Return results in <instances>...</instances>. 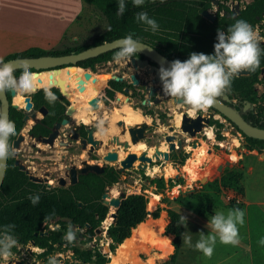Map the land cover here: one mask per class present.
I'll use <instances>...</instances> for the list:
<instances>
[{"label": "rangeland", "instance_id": "obj_1", "mask_svg": "<svg viewBox=\"0 0 264 264\" xmlns=\"http://www.w3.org/2000/svg\"><path fill=\"white\" fill-rule=\"evenodd\" d=\"M236 1L242 2V0ZM82 5L85 8L81 10L78 17L79 21H77L73 28L58 29L61 32L60 39L49 50H63L78 45H89L96 37L105 32L107 23L102 14L91 5L83 2ZM117 68L120 69V67ZM125 68L135 70L136 67L135 65L125 64ZM95 74L97 76L104 75V78L108 79L106 77L107 74L104 72L97 71ZM91 86L90 91L84 97H78L75 93V95L71 96V100H66V106L74 109L72 118L76 120L79 118L85 119L89 108L86 103L87 98L89 95H96L97 92H94V90L98 89L94 84ZM37 88L38 90L45 89V87L39 86ZM51 88L57 87L54 86L49 89ZM13 101L17 104L16 101H20V98L14 94L12 97V104L14 105ZM101 105L104 111H107L108 114L111 113L109 115H112L113 119H123L125 121L135 120L133 115H140L139 110H142L138 104L134 105L133 102L127 104V100L121 101L118 104L114 102L112 104L106 103L105 105L101 103ZM168 107L171 109L170 111H167L164 105L157 107V109H152L155 114H164L166 116L164 120L165 125L173 126L176 133L170 132L166 127H159L154 124V128L152 129L156 131L155 145L150 144L149 149H146V143L143 141L141 142L143 144L141 148L137 147L138 143H132L133 150L127 147V149L136 155L143 157V159H148V161L144 162L159 166L160 174L151 177L145 171H140L134 167L127 169L123 173L118 170L117 172L120 174L119 182L107 188L106 193L109 198L105 200L101 199L104 204L111 197L118 198L121 193L125 195L141 193L148 199L147 207L150 212H153L157 207L162 208L163 211L156 220H152L150 216H147L144 224L137 230V240L127 239L122 246H118L116 250L114 249L115 251L111 248L114 252L109 255V258L97 256L99 264L165 263L173 253L172 249L165 260L161 261L159 259V256L162 254L160 249L161 235L166 237L164 236V227L167 224L166 209L175 210L183 215L186 218L184 232H189L192 235L193 247L183 244L182 240L176 264H264V246L258 243L264 237V151L248 152L241 134L231 124L218 116L214 120H210L208 127L203 128L201 133L197 134L196 137L189 138L186 134L179 131L181 120L179 111L184 112L186 109L179 108L174 103H170ZM94 112L92 111V113ZM22 113L26 115L24 112ZM202 114H205V111ZM92 116L96 115L92 114ZM177 116L180 119L179 123H177ZM25 118L23 117V128L16 137V155L19 156L20 160H28L27 156L30 155L37 157L35 159V163L37 162L36 175L43 176V178H45L44 174L47 173L46 170L51 167L49 163L53 159L52 163H58L60 168L58 171L60 174L53 176L65 179L66 169L64 165L77 167L79 162L77 160L71 161L69 158L61 162V156L67 153L58 145L57 141L54 144L53 142L45 144L40 139L37 141L31 139L27 135V131L31 125ZM216 120L222 125V128L219 129L221 139H217L216 137L217 129L214 126H210L212 121ZM209 133L213 135H211L212 139L208 138ZM166 135H176V140L186 142L183 143V150L181 152L187 154L188 158L182 166L176 162L165 161L161 156L157 159L155 158L156 151H168V146L164 142ZM135 147L136 150L134 149ZM22 155L26 156L23 157ZM233 157L236 159L234 160ZM187 165H189L191 170ZM219 167H221L220 170L218 169ZM189 171L197 172L196 179L191 180L189 178ZM31 176L33 177L34 175L32 174ZM160 184L163 185L162 188L159 186ZM169 184L174 186L170 187ZM114 192H116V195H114ZM178 201L202 207L205 211V216L199 217L179 205ZM108 208V215L98 227L95 235L99 236L100 239L97 241L94 237L87 244H83L82 238L78 236L84 229L77 228L68 219L55 218L47 222L46 225H43V231L56 228L64 234H66L67 229H72L73 234L76 236L74 246L82 252L79 257H74L71 251L61 249L59 252L43 258L41 250L33 248L30 244L23 246L18 243L12 249L14 253L13 257L8 261L0 259V264H47L50 256H55L58 264H91L77 260L82 256H93L92 250L94 247L100 249L109 244L105 230L112 223L110 213L113 209L112 207ZM235 208H239L246 213L244 225L239 226L240 244L238 246L224 245L217 239L211 258H206L201 252L196 251L194 245L199 239V233L210 234L207 224L211 217L216 212H224L226 214L229 209ZM167 237L170 238L171 245L172 237Z\"/></svg>", "mask_w": 264, "mask_h": 264}, {"label": "trees", "instance_id": "obj_2", "mask_svg": "<svg viewBox=\"0 0 264 264\" xmlns=\"http://www.w3.org/2000/svg\"><path fill=\"white\" fill-rule=\"evenodd\" d=\"M83 3L91 5L98 10L105 18L107 28L105 32L96 37L89 45H78L69 47L63 50H42L38 48H30L23 52L10 55L3 59V62L17 58H40V57H58L69 55L72 53H79L89 47L101 45L104 42H111L117 39H123L131 34L134 39L146 43L161 53L170 54L171 61L180 60L185 61L189 58L190 54L204 53L213 54L214 44L217 42L216 28L203 20L200 17V11L209 5L199 7L198 0H165L161 3L160 0H145L142 7H134L132 0H126V10L122 16L116 14L118 10V0H81ZM263 0L254 2L248 9H250V23L255 22V15L259 14L257 5L263 3ZM144 11L150 18H153L159 25V30L153 33L151 29L145 31L147 27L143 23L136 20L137 13ZM237 20H245L244 15ZM247 21V20H245ZM110 29V30H109ZM228 27L225 31L227 32ZM118 49L112 50L108 53L102 54L96 58L88 59L78 62L75 66L82 70L93 69L96 63L107 62L113 60V55ZM264 65L261 61L260 67ZM40 73L38 75L36 84L39 87H54L58 82L63 83V89L68 94V98L72 95L78 97L83 96L82 93L77 91L71 84V81L76 79L75 72H83L85 76L81 79L84 82L85 89L83 93H87L91 89V85L100 88L105 82L98 80L94 73L89 71H78L76 69H64L60 72L35 71ZM260 68L253 73L252 80L248 84L245 78H235L232 81L231 94H235L242 102L239 105L227 104V106L238 113L241 118L249 125L264 129V117L261 111L253 115L244 110L245 104L256 103V93L252 88V84L256 80ZM23 69L17 70L15 75L19 77ZM94 79L96 80L94 82ZM76 86V82H75ZM95 89V88H94ZM94 92H97V90ZM55 94L58 95V90L51 88ZM93 94V93H92ZM112 97L116 91L112 93ZM121 93H117L116 97ZM8 101L11 103L10 91L6 92ZM33 99L37 102L35 107L42 103L48 109L47 117L42 121V125L38 124L30 130V134L37 136H46L49 134L50 129L54 122L58 121V112L62 104L56 101L49 103L45 99L44 89L39 90L36 94L32 95ZM24 100L20 98L19 104L16 107H23ZM261 109V107H258ZM30 110L28 108L27 112ZM250 113V114H249ZM23 115L21 111L12 107L9 109V120L13 121L16 126L17 134L23 127ZM163 120V115L159 116ZM223 118V117H222ZM226 120L225 118H223ZM231 124L228 120H226ZM232 125V124H231ZM210 126L217 129L216 137L221 139L219 129L222 125L216 120L212 121ZM233 126V125H232ZM235 128V127H234ZM236 129V128H235ZM237 130V129H236ZM240 133V132H238ZM241 134V133H240ZM241 136L245 141V148L248 152L264 151V140L253 139ZM16 136L11 138L14 140ZM10 141V142H11ZM188 155L184 152H173L169 155V161L183 165L187 160ZM120 180V174L113 170H107L102 175H86L80 176L79 182L69 188L68 190L60 189L58 194H51L44 189L43 186L27 183L26 176L19 172L11 162L7 163L4 180L0 187V210L4 208L0 214V228L4 225L13 224L15 228L13 234L15 235L19 244L25 246L32 244V247L42 250L41 256L52 255L59 252L61 249L64 251H72L74 256L79 257L82 252L74 247L71 241H67L65 246L62 247L64 240V233L58 229L52 231L48 230L45 233L42 226L45 222H49L54 218H65L70 220L72 224L80 229L82 232L83 244H87L93 240L96 235V230L105 220L108 215L109 208L102 205L101 196L106 187H111L117 184ZM161 188L163 185H159ZM170 187L174 186L169 184ZM39 196V203L35 206L29 200L30 196ZM13 197V198H12ZM178 204L195 213L199 217L205 216V211L202 207L185 204L184 201H178ZM80 205V206H79ZM148 199L144 194H129L121 199L120 205L115 212V218L112 223L106 228L105 234L109 240L107 246L98 248L100 256L109 258L118 246L122 245L127 239L130 238L132 230L139 224L145 222L147 218ZM162 208L157 207L150 213V218L156 220L160 217ZM167 217V224L164 227V236L172 237L171 245L173 253L169 256L168 260L163 264H176L179 250L182 243V233L185 231L186 222L184 226L181 225L180 213L172 209L165 210ZM184 217V216H183ZM87 226V228H86ZM95 248V247H94ZM114 250H112V249ZM93 256H90V261L86 256L80 257L77 261L83 263L99 264L98 257L92 250Z\"/></svg>", "mask_w": 264, "mask_h": 264}, {"label": "flooded vegetation", "instance_id": "obj_3", "mask_svg": "<svg viewBox=\"0 0 264 264\" xmlns=\"http://www.w3.org/2000/svg\"><path fill=\"white\" fill-rule=\"evenodd\" d=\"M198 1L200 3L199 7H204L207 5L206 0H198ZM256 1H259V0H242V2L236 1V0H210L208 7L200 11V17L206 22L212 24L216 28V32H217L218 29L221 31H225L226 27H230L236 22L237 18L242 17L244 15L245 20H247V22L250 25H252L253 29L258 32L260 37L264 38V2L257 5L259 14L255 15V22L252 24L248 20L250 18V11H251L248 8ZM203 11H206L210 16H212L213 21H209L205 19L204 17H202L201 13ZM260 46L262 49H264V39L260 41ZM155 50L157 51V49ZM157 52L161 54L164 58H166L170 63L172 62L170 54L161 53L159 51ZM261 61L264 62V54H262L261 56ZM125 64L126 63L116 64L113 60H110L107 62L96 63L93 69L89 68L87 70H89L90 73H94V74L97 71H101L107 74L106 77H108V79L106 81H101V82H105L104 85L106 87L112 88L111 95H113L112 93L116 91V94L121 93L117 97L126 96L125 99L120 100V102L121 101L124 102L125 100H127V104L128 103L131 104L133 102L134 105L138 104L140 106V108L142 109V110H139L140 116L142 119H144L143 121L149 125L148 129L146 130L147 137L146 139L143 140L146 143V149H149L150 144L155 145L154 139H155L156 131H153L152 129L154 128V124L158 125L159 127H166L168 129L169 127H173V126L165 125L164 120L166 116L162 113L155 114L152 108L157 109V107L164 105V108L167 111H170L171 109L168 107V105L172 102L170 98L165 97L162 93L161 82L157 75V73L159 74L160 66L154 60H152L151 58L143 54L138 53L137 56L133 57L132 62L129 64L131 66L135 65L136 67L135 70H130L129 68H125ZM117 67H120V69ZM245 72L246 74H241L237 76L236 78H242V77L245 78L247 81L246 83L248 87V84L252 80L253 73H249L247 71ZM81 73H82L81 76L78 75V72L74 73L76 76V79L77 77L81 78L82 76H85V73L83 72ZM41 74H45V73H41ZM95 75L97 78H99L100 76L104 77V75H100V76H97V74ZM76 79L71 81V84L74 88H76L75 86ZM101 87L99 89H101ZM149 88L155 89V92L152 96L149 95ZM252 88L254 92L256 93V96H255L256 103L245 104L244 110L252 113L253 115L257 114V112L259 111H261L264 114V65L260 67L256 80L252 84ZM39 90H37V92ZM57 90H58V95L55 94L53 91L51 92H53L55 96L57 97L56 102L57 103L60 102L62 104V107L60 111L58 112V117H57L59 118V120L54 122L52 127L49 128L50 132L46 136L35 137L30 134V130L38 124L42 125V121L48 115V109H46V107L42 103H40L37 107H35V104L37 102L33 99L32 95L36 94L37 92L32 94L31 96H26L22 98L24 100L25 106L17 107L18 109L16 110L21 111V113L24 112L27 115L26 116L22 113L23 117H28V116H32L33 114L40 113L42 117L40 116L37 119L39 121H36V122L34 121V123L29 127L30 129L27 131V135L34 141H37L39 139L42 140L44 138H47L51 133L55 131L56 134L53 140V144L55 141H57L58 145L62 147V149H64L65 152L67 153L66 155L61 156L60 158L61 162H64L66 158H69V160L71 161L77 160L79 162L77 167L64 165V168L66 169V172H65L66 178L62 180L64 181L65 185L61 186L59 184L61 179H59V177L53 176V175L58 176L60 174L58 173V171L60 170L59 164L52 163L54 161L53 159L51 160V163H49L51 167L48 170H46L47 173L44 174L45 178H43V176L41 177V176L36 175L37 174V167H36L37 162L35 163V159H37V157L35 156L30 155V156H27L28 160H20L19 156L16 155L14 158H10L6 162V166L8 162H11L13 166L16 167L19 172L23 173V175L26 176L27 178V183L43 186L44 189L51 194H58L60 189L68 190L69 188H72L79 182L80 176L94 174L92 172H87L86 174H79V171L82 168H89L92 166H97L99 168V173L94 174V175H102L105 171L110 170V169L118 171L121 168V162L124 161L125 157L128 154H131V153L135 154V153L127 148L125 149L122 147H117L116 141L115 142L112 141L113 137H118V140H117L118 142H123L125 139L129 141L128 135H126L125 138L123 136H120L121 134H120L119 129L116 126V123L119 121H122V122H130L132 125L138 124V123H134L135 120L125 121L123 119H113L112 118L113 116L109 115L111 113L108 114L107 111H104L100 103H103V105H105L106 103L112 104L114 102L117 103L118 101L116 94L111 99H109L107 95V91L104 92L103 96L99 97L102 100L101 102L100 100L97 102V106H98L97 111L92 113L91 107L87 104L89 108L87 110L86 117L88 118L85 117V119L79 118L78 120H76L72 118V113L74 112V109L72 107L69 108L68 106H66V100H71V98L67 97L68 94L67 96H64L59 89ZM80 93H82L83 96L85 95V93L83 92H80ZM93 97L94 95L92 96L89 95L86 103L88 102L89 99ZM26 98H29V101H27ZM225 98H227L228 101H226ZM155 100L159 102L154 103ZM217 100H219L224 105H227V104L239 105L242 102L239 98H237L235 94H231L229 92H226L225 94L221 95L220 97L217 98ZM11 103H12V97H11ZM178 103L179 102H177V104H174V105L179 106ZM258 107H261V109H258ZM28 108H30V110L27 112ZM179 108H184V107L179 106ZM42 109L46 110L45 114L42 112ZM68 109L69 111L70 110L72 111H70L69 114L65 115L66 112H68ZM212 111L213 110L209 108L205 112L209 113ZM92 114L96 116H92ZM179 114L180 115L186 114L188 117H195L200 114L203 115L201 112V113H197L195 116H192L186 110L184 112L179 111ZM160 115H163V118H164L163 120H160L159 118ZM214 115L215 117L218 116L221 119H223L217 113H214ZM133 117L135 118L136 115H133ZM22 120L24 119L22 118ZM62 120H66L67 121L66 124L60 125L58 129H54V126L56 124H60ZM224 121L227 122L226 120ZM172 132L176 133V131L174 130V127H173ZM18 134L16 135V137L18 136ZM174 136L176 137V135ZM16 137L14 138V140L10 142L13 146H14L13 143L14 142L16 143L14 147H17ZM122 153L124 155L123 157H120L121 156L120 154ZM171 153H169V155ZM35 154H37V152H35ZM113 155L117 157V160L113 162L108 161L107 158L112 157ZM169 155H168V158H169ZM22 156L25 157L26 155H22ZM72 171L76 172V182L75 183H71V172ZM32 174L35 177L34 176L32 177L31 176ZM107 188L109 187H106L104 189L103 195L105 194ZM102 196L100 199H102ZM3 209L4 208L0 210V214ZM44 224L46 225L47 222H45ZM54 229H51L50 231ZM69 230H71L72 231L71 233L73 234L72 229L66 230V234H64V240L62 241V246H65L66 242L68 241L66 240V238H67V235L69 234L68 233ZM43 232L45 233L46 231H43ZM81 234L82 232L78 236L82 238ZM75 238L76 236L74 235V239L71 240L73 245L75 242ZM30 245L32 246L31 243Z\"/></svg>", "mask_w": 264, "mask_h": 264}, {"label": "clouds", "instance_id": "obj_4", "mask_svg": "<svg viewBox=\"0 0 264 264\" xmlns=\"http://www.w3.org/2000/svg\"><path fill=\"white\" fill-rule=\"evenodd\" d=\"M164 3L165 0H160ZM134 7H142L145 0H132ZM116 14L122 16L126 10V0H118ZM136 20L151 29L153 33L159 30L158 23L149 15L141 11L137 13ZM110 30V29H109ZM264 39L245 20H237L228 27L227 32L217 31V42L214 44L213 54L191 53L185 61L174 60L166 68H159V79L162 93L170 98L171 102L184 107L191 115L207 111L216 99L231 90L232 81L244 71L254 73L260 68L261 56L264 49L260 41ZM147 47L131 34L118 43V50L113 55L116 64H130L133 57ZM17 69L12 64H6L0 59V93L12 92L19 98L31 96L36 93L38 74L25 67L19 77L15 75ZM45 99L54 103L57 99L49 88L44 89ZM17 135L15 123L0 114V172L5 162L16 156V148L10 143L11 138ZM40 197L30 196L33 206L39 203ZM246 213L239 209H229L227 213L216 212L208 221L210 234L199 233V239L194 245L196 251L206 258H211L214 248L219 242L224 245L238 246L240 244L239 226L245 223ZM181 225L184 226L186 218L181 216ZM15 225H4L0 228V259L8 261L13 257L12 251L18 244L13 234ZM67 239H74L69 233ZM183 244L193 247L192 235L182 233ZM258 243L264 246V237ZM47 264H58L55 256L48 258Z\"/></svg>", "mask_w": 264, "mask_h": 264}, {"label": "water", "instance_id": "obj_5", "mask_svg": "<svg viewBox=\"0 0 264 264\" xmlns=\"http://www.w3.org/2000/svg\"><path fill=\"white\" fill-rule=\"evenodd\" d=\"M201 16L204 17L205 19L209 20V21H213V17L210 16L206 11H203L201 13ZM122 39H117L111 42H104L101 45H97V46H92L89 47L79 53H72L69 55H64V56H58V57H40V58H17V59H11V60H7L4 63L6 64H12L17 70L20 69H24L25 67H28L29 69H34L35 71H40L43 70L45 72H60L64 69H76L78 71H89V70H82L79 67H76L75 65L78 62L81 61H85L88 59H92V58H96L102 54L108 53L112 50L118 49V43L119 41H121ZM142 43V42H141ZM147 48L143 51L140 52V54H143L149 58H151L152 60H154L160 67L164 66V67H168L170 65V62L164 58L161 54H159L154 48L150 47L149 45L143 43ZM37 73V72H35ZM38 75L40 73H37ZM241 74H246V72H241L239 75ZM158 78H159V74L157 73ZM238 75V76H239ZM160 80V79H159ZM96 80L94 79V82ZM96 83V82H95ZM57 88H59V90L61 91V93L64 96H67V93L64 91L63 89V83L62 82H58ZM76 89L79 92H83L85 89V85L84 82L81 78L77 77L76 79ZM107 91V95L108 98L111 99V92H112V88L111 87H106L105 85H103L101 87V89L97 90L96 95H94L93 98L89 99L87 104L91 107L92 111H97L98 106H97V102L102 99H100L99 97L103 96L104 92ZM155 92L154 88H149V95L152 96ZM14 93L10 92V96L13 97ZM27 101H29V98H26ZM226 101H228L227 98H225ZM159 101L155 100L154 103H158ZM10 107L16 109L17 107L15 105H13L12 103L10 104L7 98L6 93H0V114L7 116V118L9 119V109ZM211 109L213 110L212 112L209 113H205L203 115H197L195 117H188L186 114H182L181 115V120L179 123V131L181 133L186 134L189 138H194L196 137L197 134L201 133V131L203 130V128L208 127V124L210 122V120H214L215 119V115L214 113H217L219 116L225 118L226 120H228L233 127H235L237 129L238 132H240L241 134H243L246 137H250L253 139H258V140H264V129H259L256 127H253L251 125H249L248 123H246L241 116L236 113L233 109L229 108L227 105L222 104L219 100L216 99L214 105L211 107ZM72 111V110H70ZM66 112L67 114L70 113ZM42 112L45 114L46 110L42 109ZM66 120H62L60 124H56L54 126V129H58L60 127V125H64L66 124ZM117 128L120 131L121 136H123L124 138L126 137V135H128L129 141H127V139H125L123 142H118V137H113V142L116 141V146L117 147H122V148H127L128 147V143H140L142 142L144 139H146L147 135H146V130L148 129L149 125L146 122H141L138 124H131L130 122H122L119 121L116 123ZM169 131L172 132L173 131V127H169ZM55 134L56 132L54 131L53 133H51L47 138L42 139L41 141L43 143L46 144H51L55 138ZM164 142L166 143V145L168 146V151L167 152H160V151H156V156L155 158L157 159L159 156L163 157V159L165 161H168V155L171 152H181L183 150V143H186L185 141L182 140H176V137L174 135H166L164 137ZM14 146L16 145V143H13ZM178 147V148H176ZM143 158V157H141ZM108 161H116L117 157L115 155H113L112 157L107 158ZM136 160V154H128L124 161L121 162V169L122 168H126L129 167L130 164H132L134 161ZM7 162V161H6ZM6 162L3 166V171L0 172V187L2 185V182L4 180V176H5V171H6ZM219 170L221 169V167L218 168ZM87 172H92L94 174H98L99 173V168L97 166H92L89 168H82L79 171V174H86ZM76 182V172L72 171L71 172V183H75ZM61 186H64L65 183L64 181L61 179L60 183ZM128 195H125L123 193H121L119 195L118 198L115 197H111L108 202L104 203V206L107 207H112V212L110 213V218L112 219V221L115 218V212L118 209L121 199L125 198ZM106 198H109L107 193L105 192V194L102 196V200H105ZM150 211L147 210V215L150 216ZM72 231L69 230L68 233H71ZM97 232V230H96ZM95 240H99L100 237L99 236H95L94 238ZM66 240H68L66 238ZM94 251L96 253L97 256H100V252L98 250L97 247L94 248ZM86 259L88 261H90V257L86 256Z\"/></svg>", "mask_w": 264, "mask_h": 264}, {"label": "crops", "instance_id": "obj_6", "mask_svg": "<svg viewBox=\"0 0 264 264\" xmlns=\"http://www.w3.org/2000/svg\"><path fill=\"white\" fill-rule=\"evenodd\" d=\"M84 8L81 0H0V59L49 50L60 39L58 29L73 28Z\"/></svg>", "mask_w": 264, "mask_h": 264}, {"label": "bare ground", "instance_id": "obj_7", "mask_svg": "<svg viewBox=\"0 0 264 264\" xmlns=\"http://www.w3.org/2000/svg\"><path fill=\"white\" fill-rule=\"evenodd\" d=\"M78 75L79 76H81L82 75V73L81 72H78ZM100 81H106V79L104 78V77H102V76H100L99 78H98ZM84 97V96H83ZM125 99V96H122V97H117V104L120 102V100H124ZM13 103H14V101H13ZM16 103L17 104H15L14 103V105L16 106V105H18L19 104V101H16ZM101 104V103H100ZM70 108V107H69ZM101 109V108H100ZM130 111V110H129ZM68 112H69V109H68ZM206 113V112H205ZM79 114V113H78ZM41 116V114L40 113H36V114H33L32 116H28V117H26L25 118V120L27 121V122H29V124L30 125H32L33 123H34V120H37L39 117ZM71 116V115H70ZM86 118H88V117H86ZM148 119V118H147ZM146 119V120H147ZM144 119H142L141 118V116L139 115V114H136V117H135V121H137V123H140L141 121H143ZM179 117L177 116V123H179ZM89 122H90V120H89ZM28 125V124H27ZM211 129V128H210ZM210 131V130H209ZM108 132V131H107ZM212 132V131H211ZM205 133V132H204ZM211 135L212 134H210L209 133V139H212V137H211ZM121 136V135H120ZM213 136V135H212ZM121 138V137H120ZM137 145V144H136ZM163 145V144H162ZM137 147H139V148H141V147H143V144L142 143H139L138 145H137ZM164 147V146H163ZM128 148L129 149H131V150H133L132 149V143H128ZM160 148H161V146H160ZM160 148H159V150H160ZM135 150H136V147L134 148ZM142 149H144V148H142ZM141 150V149H140ZM151 150V149H150ZM161 151H162V149H161ZM136 153H138V152H136ZM119 154V153H118ZM120 155H124V154H120ZM121 157V156H120ZM233 159L235 160L236 158L235 157H233ZM119 161V160H118ZM144 161H148V159H143V158H141V156H139V155H136V160L132 163V164H130V166L129 167H126V168H122V169H119L120 170V172L121 173H123V172H125L127 169H129V168H132V167H134L135 169H139L140 171H145V173L148 175V176H151V177H153V176H156V175H159L160 174V171H159V166L157 167V166H153V165H151V164H148L147 162H144ZM110 163V162H109ZM151 166H153V167H151ZM187 167H189V165H187ZM189 169H190V167H189ZM191 170V169H190ZM198 171V170H197ZM190 172V179L191 180H194V179H196V176H197V172L195 173V171H189ZM114 191H115V188H114ZM115 194L114 195H116V192H114ZM110 194V193H109ZM144 224V222L143 223H141V224H139L134 230H132V233H131V236H130V240H137L138 239V233H137V230H138V228L141 226V225H143ZM161 237H162V241H161V243H160V249H161V251H162V254H161V256H159V259L161 260V261H163V260H165L166 258H167V255L172 251V246L170 245V238L169 237H163L162 235H161ZM123 245V244H122ZM122 245H120V246H122ZM36 249V248H35Z\"/></svg>", "mask_w": 264, "mask_h": 264}]
</instances>
